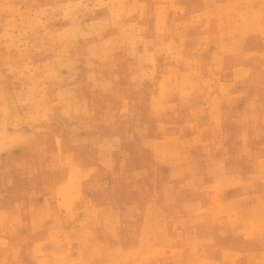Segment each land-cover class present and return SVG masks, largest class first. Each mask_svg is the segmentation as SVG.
<instances>
[{
    "label": "rangeland",
    "instance_id": "374dc122",
    "mask_svg": "<svg viewBox=\"0 0 264 264\" xmlns=\"http://www.w3.org/2000/svg\"><path fill=\"white\" fill-rule=\"evenodd\" d=\"M0 264H264V0H0Z\"/></svg>",
    "mask_w": 264,
    "mask_h": 264
}]
</instances>
